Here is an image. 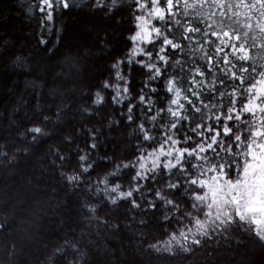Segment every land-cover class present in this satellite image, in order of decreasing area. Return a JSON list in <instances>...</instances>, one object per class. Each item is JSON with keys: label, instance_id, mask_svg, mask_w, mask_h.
<instances>
[{"label": "trees", "instance_id": "1", "mask_svg": "<svg viewBox=\"0 0 264 264\" xmlns=\"http://www.w3.org/2000/svg\"><path fill=\"white\" fill-rule=\"evenodd\" d=\"M263 231L264 0H0V264H264Z\"/></svg>", "mask_w": 264, "mask_h": 264}, {"label": "bare ground", "instance_id": "2", "mask_svg": "<svg viewBox=\"0 0 264 264\" xmlns=\"http://www.w3.org/2000/svg\"><path fill=\"white\" fill-rule=\"evenodd\" d=\"M222 211L218 209V207L216 206V203H214V205L212 204V208L210 211L207 212V215H208V218H211L212 221H218L219 223L218 224H221L223 223L224 221H236V222H243L244 218H242L240 215H237L235 214V212H232L231 214H223L221 213ZM255 214V212H254ZM200 217H197L196 219V222H198V224L194 227V228H191L190 230H187V231H184L182 233H180L178 235V238H172L171 240H169L168 242H166L165 244L162 245H159V246H155L156 248V253L158 255H163V251L165 252H168V253H171V249H173V245L175 244V246H180L181 243L184 244V243H187L189 244V242L191 240L195 241L197 240V237L203 235L206 233V231L210 228L209 224H208V221L205 220V218L203 219L204 216L200 215ZM261 217V216H259ZM245 220H250V221H255L257 223V220L255 218V216H253V218L251 219H245ZM254 222V224H256ZM259 234H262L264 235V231L259 233ZM170 244V245H168ZM170 248V249H168ZM185 250V246H184V249L183 250H179V252H182ZM156 257V256H155ZM158 258V257H156Z\"/></svg>", "mask_w": 264, "mask_h": 264}, {"label": "rangeland", "instance_id": "3", "mask_svg": "<svg viewBox=\"0 0 264 264\" xmlns=\"http://www.w3.org/2000/svg\"><path fill=\"white\" fill-rule=\"evenodd\" d=\"M51 1L52 0H34L35 3H39V5L42 6V10L45 11L46 14H49ZM142 34H144L143 31ZM215 198L216 206L219 210L222 211L221 213L231 214L232 212H235V214L240 215L244 219L253 218V213L255 212V210L253 209L254 206H252V204L250 203V198H247V200L245 201L240 200V197L237 199L224 197Z\"/></svg>", "mask_w": 264, "mask_h": 264}]
</instances>
